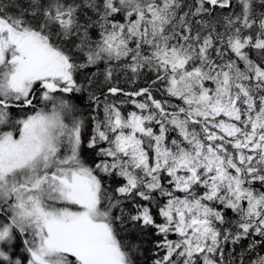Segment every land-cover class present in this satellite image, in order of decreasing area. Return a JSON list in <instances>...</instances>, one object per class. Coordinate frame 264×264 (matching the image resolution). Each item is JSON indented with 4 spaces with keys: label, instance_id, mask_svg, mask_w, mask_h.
Masks as SVG:
<instances>
[{
    "label": "snow or ice",
    "instance_id": "snow-or-ice-1",
    "mask_svg": "<svg viewBox=\"0 0 264 264\" xmlns=\"http://www.w3.org/2000/svg\"><path fill=\"white\" fill-rule=\"evenodd\" d=\"M0 264H264V0H0Z\"/></svg>",
    "mask_w": 264,
    "mask_h": 264
}]
</instances>
